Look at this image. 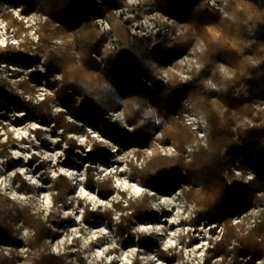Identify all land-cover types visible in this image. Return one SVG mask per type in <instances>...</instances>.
<instances>
[{
  "label": "trees",
  "instance_id": "16d2710c",
  "mask_svg": "<svg viewBox=\"0 0 264 264\" xmlns=\"http://www.w3.org/2000/svg\"><path fill=\"white\" fill-rule=\"evenodd\" d=\"M4 1L9 0H0V8ZM38 1H22L25 12L38 9L46 16L39 23L37 44L27 39V42L21 44L22 49L13 45L0 48V67L6 61L33 67L27 73V78L19 80L16 85L1 75L0 68V107L3 106L1 100L5 99L27 109L40 120H50L54 128L60 131L59 143L64 140L69 144V149L78 148L84 153L88 161L87 184L96 188L103 198L114 195L117 192L116 185L112 177L95 178L91 164L112 154L110 142H117L125 148L132 145L140 147L151 142L156 128L162 129L164 140L175 141L179 154L156 155L142 167L132 163L133 177L154 186L178 187L187 169V181L202 185L200 191L193 187L184 189L185 195L195 200L197 205L192 223L198 225L200 221L206 222L214 235L217 226L224 227L219 239L211 238V246L207 249L203 264H210L218 257L222 259L217 264H243L246 256L250 258L249 264H254L256 258L264 259V222L249 232H240L232 222V213L246 210L249 204L246 197L231 188V169L235 156L242 150L254 166L255 185L264 180V122L241 131L240 137L236 139L233 132L235 121L231 112L235 108L238 116L253 115L255 104L264 98V0H229V7L239 18L238 24L222 18L209 7L207 0L150 1L147 3L149 8H159L178 18L185 26V33L178 37L169 35L144 38L132 35L127 25L121 24L117 28L120 50L111 56L105 68H101L93 56L105 39L94 24L96 17L103 14L98 2ZM5 17L17 25L19 30L24 29L23 24L9 14ZM210 27H214L217 33L212 32ZM70 33L74 37L73 44L83 54L81 65L76 64L72 58L70 46H51L53 37ZM201 38L207 42L208 51L204 66L195 73L194 80L188 83L173 81L167 85L159 83V67L175 60L196 39ZM255 58L257 61H252ZM221 60L235 70V78L228 81L229 89L226 92H217L205 84L208 75L219 77L218 66ZM40 61H43L44 70L35 64ZM144 77L154 82L153 87L144 82ZM42 80H45L48 88L54 90L58 104L66 111L54 114L52 107L56 101L47 93L39 102L28 99V96L35 97ZM236 86L240 89L239 94H236ZM79 95L83 97L82 100H79ZM188 96L197 108L205 112L211 125L210 149L199 152L192 164H187L182 155L192 134L176 117L182 101ZM217 96L219 99L215 100ZM118 106L125 107L127 124L133 130L119 120L102 118L104 110ZM67 114L72 119H68ZM81 122L94 125L109 142L91 135ZM70 133L87 136L89 147L68 137ZM36 134L41 137L42 130H36ZM15 141V138L10 137L2 142L3 150L7 151ZM141 156L142 153L138 151L137 158ZM68 161L71 159L68 158ZM15 162V159L10 161L11 164ZM39 165L44 167V161ZM17 178L21 179V176L17 175ZM46 181L51 185L55 206L67 204L66 197L71 192L68 177L61 173L55 177L48 175ZM23 182L24 189L30 192L31 186ZM118 192L121 200L116 201L114 206L120 212L119 229L126 235L123 243L136 240L143 249L152 246L160 249L156 232L144 234L133 231L134 220L150 217V201L153 197L146 194L143 198H128L125 192ZM9 201L8 197L0 194V241L10 239L17 244L18 230L15 225L21 221L32 230L28 245L37 251L35 264H68L67 254L54 253L48 241L52 235L51 224L56 222L54 210L44 217L42 212L35 211L30 204L9 206ZM4 202L6 209L3 208ZM113 215L112 209L102 211L87 206L83 210L87 224L94 223L102 216L113 221ZM191 240L194 242L195 238ZM168 257L175 259L176 254L171 253ZM78 260L86 264L80 256ZM0 264L13 262L0 252ZM132 264L143 263L136 257Z\"/></svg>",
  "mask_w": 264,
  "mask_h": 264
},
{
  "label": "rangeland",
  "instance_id": "374dc122",
  "mask_svg": "<svg viewBox=\"0 0 264 264\" xmlns=\"http://www.w3.org/2000/svg\"><path fill=\"white\" fill-rule=\"evenodd\" d=\"M22 1H4L0 8V48L13 45L16 48L22 49L21 44L27 42V39H31V41H34V44H37L39 23L40 21L43 22L46 16L42 15L38 9L25 12V6ZM96 1L103 9V14L94 20L98 32L105 36L104 43L100 49L105 45L110 34L105 29L107 23L111 31L117 35L119 42L118 26L126 24L132 34L130 29L131 23H133V20L142 18L144 19L142 21L143 26L147 28L150 26L153 31L150 35H138V37H166L169 35L178 37L186 31L184 24L178 18L165 13L159 8H149L147 6L148 2L155 0ZM207 3L222 18L238 24L239 18L237 13L229 7V0H219L218 2V6H223L225 11H221L212 5L210 0H207ZM121 7H127L128 9L125 16H118L116 13L117 8ZM6 14L16 19L18 23L23 24L24 29L19 30L17 25L12 24L11 20L5 17ZM65 20H67L66 17ZM138 24L141 23L138 22ZM159 24L162 25L160 27L161 30L164 27V31L171 26L172 30L176 32V35L154 33ZM210 29L212 32L217 33L214 27H210ZM71 37V33L53 37L51 39V46L56 47L58 45L60 47L62 46V48L70 46L72 58L76 64L81 65L83 62V54L76 48L73 42L69 41ZM118 50L120 48L110 54L107 63L111 56ZM193 50H196L195 54L198 55L199 64H193L192 67H190V64L186 65V68H193L191 77L184 81L171 75L172 77L167 81L164 80L161 75L162 68L176 63L181 56L188 52L192 53L191 51ZM207 51V42L202 38L196 39L175 60L159 67L158 82L164 85L173 81L182 83L191 82L194 80L195 73L203 68ZM189 60V58L185 59V61ZM252 61L256 62L257 59L255 58ZM35 64L38 68L45 69L43 61ZM0 68L1 75L8 77L14 85L19 80L27 78V73L33 69V67L27 66L25 63H10L9 61L2 63ZM101 68L105 67L101 66ZM10 70L14 72L13 75H10L12 73ZM218 74V78L215 74L208 75L205 79V84L217 92H226L229 89L228 81L235 78V70L227 62L221 60L218 66ZM143 79L149 86L147 83V79L149 78L144 77ZM151 82L154 85V82ZM45 84V80H42L35 97L28 96V99L31 98L34 102H39L47 93L52 95L56 101L52 107L54 114H58L60 111H66L65 108L58 104L59 100H57L54 90L48 88ZM235 91L236 94H239L240 89L238 86L235 87ZM79 96V100H82L83 97L81 95ZM218 99L219 97L217 96L215 100ZM1 101L3 106L0 107V194L9 198V206H13L14 204H30L35 211L42 212L44 217H47L54 210L56 222L51 224L52 235L48 239L54 253L58 255L67 254L68 264H81L78 256L83 258L86 264H132L136 257L140 258L143 264H203L207 249L211 246V238L219 239L221 225L217 227L216 234L214 235L206 222L200 221L198 225L192 223L197 205L195 200L189 199L185 195L184 189L193 187L200 191L202 185L195 181H187V169H185L186 175L184 173L182 174L183 182L178 187L171 185L154 186L153 184L144 183L141 179L133 177L132 174V163H136L139 167H142L156 155L176 156L179 154V148L175 141L164 140L162 129L156 128L152 134L151 142L144 146L132 145L125 148L120 147L117 142H110L112 154L95 164H91L94 168L93 173L95 178L112 177L116 185L117 192L109 198H103L96 188H91L87 184L88 161L85 159L84 153L78 148L69 149V144L64 140L62 143H59L61 138L60 131L54 128L50 120H40L39 117L27 109L18 107L5 99ZM187 110H193L206 118L210 128L205 145H201L200 149L191 158L186 156V149L190 143L196 141L197 135L194 133L192 126L184 118V113ZM26 112L27 115L25 114ZM231 112L235 121L233 132L235 138L238 139L241 131L254 128L264 122V98L255 104L253 115L238 116L235 108ZM66 117L72 119L68 114ZM176 117L188 127V131L192 134V139L185 144L182 152L185 162L192 164L195 162L199 152L210 149L211 125L209 119L205 112L197 108L196 103L189 96L182 101L180 111ZM102 118H111L127 124L124 106L107 108L102 112ZM82 124L91 135L109 142V140L100 135L94 125L91 123ZM127 127L133 130V127L128 124ZM36 130H42L41 137L36 134ZM10 137L15 138L17 141L11 144L7 151H4L1 143ZM68 137H73L77 140L78 144H82L87 148L89 147L90 142L85 135L70 133ZM160 144H162V148ZM240 146L242 145L240 144ZM68 150L70 152H67ZM138 151L142 153L140 158H137ZM243 152L245 153V151ZM244 157H246V153ZM68 158L71 161H68ZM12 159L16 160L14 164L10 163ZM245 159L252 165L247 157ZM43 161L44 167H40L39 164ZM235 161L236 156L231 169V188L246 197V194L237 191V186L242 181H240L233 171V167L236 164ZM60 173L65 174L70 180L71 192L66 197L67 204H58L55 206L53 191L50 183L46 181V177L48 175L55 177ZM17 175H20L21 179H18ZM23 180L31 186L30 192L24 189ZM118 190L125 192L128 198H143L146 194L153 197L150 201V217L134 220L133 231L144 234L156 232L162 251L155 246L143 249L138 246L136 240L128 244L123 243L126 235H123L119 229L120 212L114 206L116 201L121 200ZM4 203L3 208L6 209V202ZM87 206L91 209L102 211L112 209L114 211L113 221H109L105 216H102L94 223L87 224L83 218V210ZM241 212L234 211L232 213V222L238 226L240 232L246 233L247 231L244 229H247V227L244 225V222L234 223V216ZM15 227L18 230L17 244L10 239L0 241V252L7 255L13 264H35L34 258L37 255V251L28 245V239L32 235V230L21 221L16 223ZM223 232L224 227L222 226V234ZM192 237L195 238L194 242L191 240ZM171 253L176 254L175 259L168 257ZM221 259L222 257H218L210 264H217ZM249 260L250 258L248 256L244 257L243 264H249ZM254 264H264V259L256 258Z\"/></svg>",
  "mask_w": 264,
  "mask_h": 264
},
{
  "label": "built area",
  "instance_id": "2783aa9c",
  "mask_svg": "<svg viewBox=\"0 0 264 264\" xmlns=\"http://www.w3.org/2000/svg\"><path fill=\"white\" fill-rule=\"evenodd\" d=\"M219 0H210V3L220 9L221 11H225L223 6L219 5ZM116 11L118 16H125L128 12L127 7H121L117 8ZM100 20V19H99ZM144 19H136L133 20V23L130 25V29L133 35H150L152 33V27L149 26V28L143 26ZM140 22L141 24H138ZM105 27L106 32H110L109 37L105 43V45L100 49L98 52H95L94 58L96 61L102 66L105 67L107 64V60L110 57V54H112L113 51L120 48V42L117 37V35L111 31L110 26L108 23ZM162 25L159 24L157 26V30L154 33H168V34H174L176 35V32L172 30L171 26L167 28L166 31H164V27L161 30ZM139 30V31H137ZM163 31V32H162ZM70 42L74 41L73 36L69 40ZM196 50L191 51L192 53L188 52L181 56L176 63L169 64L166 67L162 68L161 75L164 78V80H168L173 75L177 79L180 80H188L191 77V71L193 68H186L187 64H190V67L193 66V64H199L198 55L195 54ZM189 58V61H185V59ZM179 66V67H178ZM60 77V76H59ZM152 80L147 79V83L149 86L152 85ZM112 113V112H111ZM113 116V115H112ZM110 117V116H109ZM184 118L188 122L189 125L192 126L194 133L197 135L196 141L193 143H190L186 149V156L188 158H191L192 155L198 151L201 147V145H205V142L207 140V137L210 133V128L208 125V122L206 118L199 115L197 112L193 110H187L184 113ZM160 147L162 148V144H160ZM244 152H240L236 155V164L233 167V171L235 175L242 181L241 184H238L237 191H240L244 194H246V197L248 198V208L241 213L234 216V223H242L244 222V225H246L247 232L252 230L254 227H256L260 222H264V180H260L258 185H255L256 181V173L255 169H253V164L251 165L249 162L246 161V157H244ZM184 174L186 175V170H184ZM218 227V226H217ZM221 227V234H219V238L222 235V226ZM249 257V256H248ZM260 259V258H258ZM245 262H247L245 260Z\"/></svg>",
  "mask_w": 264,
  "mask_h": 264
},
{
  "label": "snow or ice",
  "instance_id": "6c2138e0",
  "mask_svg": "<svg viewBox=\"0 0 264 264\" xmlns=\"http://www.w3.org/2000/svg\"><path fill=\"white\" fill-rule=\"evenodd\" d=\"M144 230H146V229H144Z\"/></svg>",
  "mask_w": 264,
  "mask_h": 264
}]
</instances>
